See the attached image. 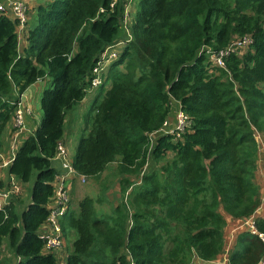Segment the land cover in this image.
Returning a JSON list of instances; mask_svg holds the SVG:
<instances>
[{"label": "trees", "instance_id": "trees-1", "mask_svg": "<svg viewBox=\"0 0 264 264\" xmlns=\"http://www.w3.org/2000/svg\"><path fill=\"white\" fill-rule=\"evenodd\" d=\"M113 1L48 0L24 28L0 11V152L22 94L49 79L40 124L8 167L23 186L34 182L28 204L16 195L0 209V264L10 261L5 250L14 264H58L38 236L55 194L53 158L69 111L93 91L92 70L118 39L124 7ZM130 29L133 36L97 87L89 133L72 160L93 179L116 163L122 199L111 211L99 209L103 184L97 198L79 201L78 212L69 209L64 234L75 230L77 237L66 264L215 261L227 247L224 213L250 217L263 197L256 178L257 135H264V0H139ZM20 35L27 42L22 52ZM247 36L252 42L238 47ZM221 51H228L225 66L209 67ZM175 105L190 126L153 141ZM256 225L264 232V218ZM263 259L257 234H236L229 264Z\"/></svg>", "mask_w": 264, "mask_h": 264}, {"label": "built area", "instance_id": "built-area-1", "mask_svg": "<svg viewBox=\"0 0 264 264\" xmlns=\"http://www.w3.org/2000/svg\"><path fill=\"white\" fill-rule=\"evenodd\" d=\"M28 0H0V11L8 10L13 18H18L20 20L21 28H24L26 23L28 22L27 12H26V2ZM113 5V4H112ZM130 31V30H129ZM130 36L131 33L129 32ZM132 37V36H131ZM250 37H246L244 40H238L237 44L239 46H245L252 42ZM130 39L128 37L125 38V41L128 42ZM116 44V45H115ZM114 45H109L105 48V50L101 53L100 59L92 70V78L91 85L93 87H97L104 83L105 79V65L109 62H113L115 57L117 56V50L115 46H119L123 44L122 39L118 40ZM245 44V45H244ZM228 54V51H221L220 53L214 54L212 59L214 62H210V66L218 65L225 66L224 57ZM29 111H31L30 107H27ZM177 119V126L173 128L171 131H177L178 135L181 131L185 130L190 126V121L187 116L179 109L175 113ZM169 121L165 123L167 126ZM13 127L14 131L12 132V149L10 156L3 157L0 155V167H9V165L14 160L16 151L18 149L20 141V137L22 132L24 131V111L22 106L18 105V109L16 110L15 116L13 118ZM259 135V134H258ZM260 139H262V136ZM258 141V140H257ZM65 141L62 140L57 145V152L53 160H57V174L53 181V186L55 189V194L52 202L48 205L49 215L47 219L44 221L43 225L38 230V236L43 240L44 249L46 252L56 253L58 250L63 249L65 244V236L64 230L62 226V219L66 215L69 205H70V179L77 178L82 182L87 181V176L81 173H78L76 169L72 165V160L67 157V146ZM12 177L9 178L8 190L4 193L3 196H8L9 194H14V196L19 195L22 191V186L19 184L18 180L10 174ZM10 201H7L5 204H8ZM1 195H0V209L2 208ZM264 208V197H262V202L256 213L250 217H246L244 220H237V223L234 227V231L237 233L243 231H250L257 234L264 241V232L258 230L256 221L258 217L264 218V212H261V209ZM234 234L233 236H235ZM232 236V237H233ZM228 246V250L231 247ZM228 254V253H227ZM227 260V255H226ZM260 264H264V259Z\"/></svg>", "mask_w": 264, "mask_h": 264}, {"label": "rangeland", "instance_id": "rangeland-1", "mask_svg": "<svg viewBox=\"0 0 264 264\" xmlns=\"http://www.w3.org/2000/svg\"><path fill=\"white\" fill-rule=\"evenodd\" d=\"M138 1L139 0H126V1L120 0V3H122V6L124 7V17H123V24L121 25L120 33L118 35V39H122L123 44H121L119 46H115V48L117 50V56L115 57L114 60H117L118 58H120V54L125 49V47L127 45L125 38L128 37L129 39H131L129 32L131 34H132V32H131V29L129 31V27L132 25L136 15H137ZM118 2H119V0H114L112 7ZM44 3H47V1L39 3L34 8H32V6L29 4V0L26 2V9H27L26 12H27L28 21H30V19L34 16V14H33L35 12L34 9L38 5L44 4ZM23 46H24V43L21 41L20 46H19L20 50H22L21 48H23ZM244 50L246 51L245 48H244ZM111 63L112 62L107 63L104 67L105 68V76L109 72ZM123 66H122V68H123ZM110 86H111V82H109V81L106 82V85L104 87L105 88L104 92ZM97 87H93V89L97 88ZM42 94H43V92L38 97L37 102L31 100V101L35 102V104L38 107V113H39L40 121H41L42 116H43V111H42L41 105H40ZM93 97H94V93L88 92V94L86 95L87 102L84 103V110L81 112V110H80L81 107H74L72 110L69 111L70 116L67 115V123L65 124V132H67V131L69 132V130H70V132H69V134L67 133L68 136L64 135L63 140L64 141L66 140V142H65L66 145H64V146H67V151H68L67 157L69 159L73 158L74 155L76 154V149H77V145H78L80 137L83 134L89 133L90 125H89V129L85 130L86 125H87L85 117L90 112L91 105H92L91 99L93 102V100H94ZM178 108H180V107L177 105L174 109H178ZM165 133L166 134L173 133V131H171V129H170L169 131H164V132L152 134L151 135L152 140L155 141L159 134H165ZM261 136H262V139H260V136L257 135V140L259 142L260 147L263 146V144H264V135L261 134ZM8 143L9 142L6 141L5 147L8 146ZM170 155H171V153H170ZM57 163H58L57 160H55L53 162L54 165ZM260 164H262V168L258 164L256 181L261 186L263 197H264V165H263V162H261V161H260ZM117 166L118 165L116 163L110 164L108 166V168L106 169V171L98 179H93V178L88 177L86 182H82L79 179L76 180L75 183H73V186L71 187L70 208L73 209L74 211L78 212L79 201L83 197H85L86 195L97 198L101 194L100 190H101V187L103 186V184H106L108 187H107L105 193L102 194V197L104 198L102 204H97V207L101 210H104V211H111L116 205H118L122 199V196H121V193L119 191V185H120L121 178H118L120 176L117 174V169H118ZM152 167H153L152 170H154V169H159L160 166H159V164L157 165V164L153 163ZM11 177L12 176L10 175L9 178H11ZM33 182H34V179L31 180L28 183V185H25V187H22V191L24 189V192L20 191L21 193H19L20 200H23L24 203L28 204L30 202ZM13 195L14 194L8 195L10 197V201L13 199ZM222 212H224V211H222ZM261 212L262 213L264 212V208L261 209ZM224 215L226 218L231 217V216L227 215L226 213H224ZM244 219H239V223H241L240 220H244ZM236 223H235V225H236ZM235 225L233 223L231 226L232 228L231 229L229 228V231H228V229L225 228V235H226V239H227L226 246L227 247L230 246L232 236L234 234H236V232L234 231ZM68 235L69 236L65 238L66 245L64 247V252H63L65 255L64 257H66L68 255V253H70L73 250V241L77 237V233L75 230H72L69 232ZM232 245H233V242L231 243V246ZM227 247H226V250H227ZM4 257L5 258L8 257L10 259V261H8L7 264H14L16 262V258L11 256V253L8 252L7 250H5V252L3 254V258ZM220 257H221V255L218 257V259ZM215 261H217V260H215ZM58 264H60V260H58Z\"/></svg>", "mask_w": 264, "mask_h": 264}, {"label": "crops", "instance_id": "crops-1", "mask_svg": "<svg viewBox=\"0 0 264 264\" xmlns=\"http://www.w3.org/2000/svg\"><path fill=\"white\" fill-rule=\"evenodd\" d=\"M46 1H48V0H29V4L32 6V8H34L37 4L42 3V2H46ZM19 39H20L19 40L20 42L22 41L24 43L23 48H21L22 49L21 52H22L23 49L25 48V46L27 45V42H26V40H25V38H24L23 35H20V38ZM48 81H49L48 78L42 79V80H38L37 82H35L34 84H32L22 94V96L20 98V105L22 106V109L24 111V131L22 132L21 137H20V141L21 142H22V140L26 139L30 134H32V132L40 124L38 107L35 104V102L38 101L37 100L38 97L40 96V94L44 91V89L48 85ZM92 92L94 93V97L93 98L95 99L96 95L99 93V88H97V89L94 88ZM31 100H33L35 102H33ZM86 102H87V100H86V96H85V98L80 103H78L75 107H81L80 110L82 112L84 110V103H86ZM93 103L94 102H92V99H91V104L93 105ZM176 106L177 105H175L174 108ZM27 107H30L31 108V111H29V109ZM174 108H173L174 113H171V116L168 119L169 124H168L167 127H165V129H164L165 131H169L170 129L172 130L173 128H175L177 126V123L178 122H177L175 113L178 111V109H174ZM68 115L70 116V114H68ZM87 115L85 117V120L86 121H87ZM66 123H67V118H66ZM69 132H70V130H69ZM69 132L68 131L65 132V135H67V133L69 134ZM11 136H12V133H11V135L9 133V135L7 136V142H9L8 143V146L4 147V149L0 152V155H2L3 157L10 156L11 149H12V139H11ZM65 142H66V140H65ZM20 143H19V145H20ZM259 154H260V156H259L258 164L262 168V164H260V161L263 162V165H264V144H263V146L260 147ZM71 159L73 160V158H71ZM54 161L55 160H53V162ZM54 166L57 168V164H55ZM9 176H10L9 168L8 167H0V195H1V202H3L2 203V208L6 205L5 203L7 201H10V197L9 196H3L4 193L7 192L8 188H9V186H8ZM76 180H78V179L77 178H71L70 179V183H69L70 184V187L73 186V183H75ZM25 185H28V184H24V186L21 184L22 187H25ZM22 192H24V189H23ZM227 222H228V224L226 226V229H228V231H229V228L230 229L232 228L231 226H232L233 223L235 225V223L237 222V219L234 218V217H228L227 218ZM235 236H233L232 239H231V242H233V243H234V240H235ZM65 245H66V241H65ZM63 252H64V248L61 249V250H58L56 252L58 254V256H59L58 259L60 260V264H66V261H65L66 260V257H64L65 255H64ZM227 253H228V248L225 251V253H223L221 255V257L219 259H217V261H201L200 260L198 263L199 264H229L228 261L226 260Z\"/></svg>", "mask_w": 264, "mask_h": 264}, {"label": "clouds", "instance_id": "clouds-1", "mask_svg": "<svg viewBox=\"0 0 264 264\" xmlns=\"http://www.w3.org/2000/svg\"><path fill=\"white\" fill-rule=\"evenodd\" d=\"M118 40H120V39H117V41H118ZM117 41H116V42H117ZM116 42H115V43H116ZM113 45H114V44H113ZM114 61H115V60H114ZM114 61H113V62H114ZM110 65H111V64H110ZM151 138H152V136H151ZM87 178H88V177H87ZM70 193H71V191H70ZM70 195H71V194H70ZM69 209H70V205H69L68 211H69ZM68 211H67V212H68ZM66 214H67V213H66ZM65 216H66V215H65ZM65 216H64V218H65ZM64 218L62 219V221L64 220ZM64 236H65V234H64ZM64 247H65V244H64ZM64 247H63V248H64ZM54 254L58 255L57 253H54ZM58 257H59V256H58ZM66 257H67V256H66Z\"/></svg>", "mask_w": 264, "mask_h": 264}]
</instances>
